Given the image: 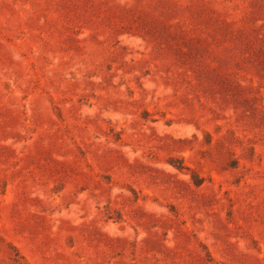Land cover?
Instances as JSON below:
<instances>
[{
  "label": "rangeland",
  "instance_id": "rangeland-1",
  "mask_svg": "<svg viewBox=\"0 0 264 264\" xmlns=\"http://www.w3.org/2000/svg\"><path fill=\"white\" fill-rule=\"evenodd\" d=\"M0 264H264V0H0Z\"/></svg>",
  "mask_w": 264,
  "mask_h": 264
}]
</instances>
